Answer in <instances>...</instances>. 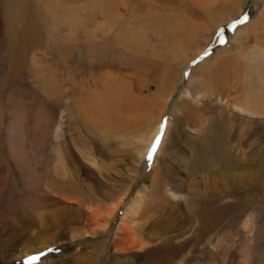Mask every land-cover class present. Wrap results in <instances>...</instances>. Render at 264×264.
I'll return each instance as SVG.
<instances>
[{
    "label": "rangeland",
    "instance_id": "rangeland-1",
    "mask_svg": "<svg viewBox=\"0 0 264 264\" xmlns=\"http://www.w3.org/2000/svg\"><path fill=\"white\" fill-rule=\"evenodd\" d=\"M44 1L25 4L41 35L18 59L24 70L18 75L11 70L3 28L0 32V264H264V128L240 120L218 99L239 80L232 58L248 59L245 51H255V44L264 48V23L256 24L264 21V0ZM80 20L85 30H73ZM192 30L189 40L185 35ZM67 38L78 39V51ZM57 45L64 56L55 51ZM70 52L82 56L86 66L73 76L74 85L91 82L90 67L99 62L114 77L115 100L103 98L104 118L83 116L77 107L71 114L66 106L73 98L49 103V75L66 66ZM222 57L228 62L215 68ZM191 71L195 79L204 74L211 88L220 75L224 92L214 91L200 104L178 98L189 88ZM168 75L175 76L173 86L179 81L154 126L161 97L172 87L164 83ZM235 97L228 102L239 103ZM212 120L226 126L224 147L239 166L229 178L232 189L240 186L244 171L246 184L237 195L224 197L226 182L213 173L226 170L227 151L219 144L213 149ZM168 122L161 153L156 154L159 142L151 153ZM155 127L147 149L142 138ZM174 128L183 134L175 138ZM56 136L73 156L70 164H58ZM141 145L147 152L138 163ZM134 199L142 203L143 215L134 223L121 222ZM34 256L38 259H30Z\"/></svg>",
    "mask_w": 264,
    "mask_h": 264
},
{
    "label": "bare ground",
    "instance_id": "bare-ground-1",
    "mask_svg": "<svg viewBox=\"0 0 264 264\" xmlns=\"http://www.w3.org/2000/svg\"><path fill=\"white\" fill-rule=\"evenodd\" d=\"M30 1L31 0H0V5H2V7H1L2 8V10H1V12H2V14H1L2 15V18H0V19H3L2 23H0V32L2 31V28H3L4 36H5V43L7 44L6 49L8 50L7 57L9 59V61L13 64L12 65L13 67H11V70L14 71V73L16 75L19 74V72L21 71V68H22V67L20 68V66H17V65H21V64H19V60L18 59L20 57H24L26 51H28L27 47H30L29 44L33 42L34 38H38L39 39L40 38V35H41V29H40L41 27L39 28V26L34 21V19H33L34 14L33 13H29L28 12L29 11L28 8L27 9L25 8V6H26L25 4H29ZM44 2H45V4L52 3L53 0H45ZM120 2L123 3V4H127L128 3L127 5L133 4V2L132 3H129L130 2L129 0H120ZM215 9H213V10L214 11L218 10V9H216V10ZM204 10H202V11H204ZM206 11H207V14L206 15H209L208 13H209V11L212 12V8H210V6H209V8H206ZM240 11H241V9L238 10V12H240ZM210 19H212V18H210ZM210 21H212V20H210ZM258 22L256 24L262 25V23H264V21L262 19H260ZM2 24H4V25H2ZM15 24L17 26H20L22 31H20V32L17 31L18 29L16 28V25ZM85 27H87V26H84L83 21L80 20V22L77 23L74 26L73 30L78 29V30H83L84 31L85 30ZM256 28H258V27H256ZM190 32H191V35L192 36L191 35H185L189 40L192 37H194V35H195V32L193 30L190 31ZM247 34H248L247 32H246V34H245V32L243 33V35H245V36ZM235 35L236 36H235V39L234 40L235 41H239L240 38H241L240 35H238L237 32H236ZM255 39H256V37H255ZM2 40H4L3 37H2ZM67 40H68V38H67ZM75 40L77 41L78 39H76V38H70L68 41H70L71 43L67 42V44L71 46V50L72 51L74 50V48L76 46L77 49L74 52L78 51V48H79V44H76ZM181 40H183V38H181ZM87 46H88V43H87L86 47ZM255 46L258 47L255 51H252V50L245 51L246 52V56H247L248 59L244 58L246 60H242L243 58H240V59L239 58H235V57L232 58V59L235 60L234 61L235 62V65L238 67L237 69L234 70V72L237 71V76H238L239 80L237 82H235V85L229 86L227 84L229 86V89L227 90L228 92L225 93L223 91V88H221V85H219V83H220L219 76L220 75L218 77L217 76L215 77L216 80L212 83L213 84V87H212L213 89H212L211 87H209V83L207 84V82H204L205 81V78H206L204 74H203L204 76L201 74L200 75V78L195 79V72H192L191 71V74L188 77V82H187L188 85H189V88L186 89V90H183L181 92V94L179 95L178 98H181L183 96L184 99L186 98V100H185L186 102L188 100H191L192 102L199 103L204 98L205 99L206 98H210L209 96H211L213 94L212 92H214V91H217L219 95L221 94V92H224L223 93L224 94L223 95L224 97L218 98L219 101H222L226 106L231 107L229 109L235 110V112L237 113L236 116L240 120L247 119L246 120L247 123L248 122L249 123H256V122H258V123H260L263 126L262 128H264V48H262L263 47L262 44L261 45L260 44H255ZM17 48H18L19 51H17ZM201 48H202V46L199 49H201ZM224 50H225V48H224ZM236 50L239 53L240 52L241 53H244V52L241 51L242 49L239 46H236ZM55 51L58 53V55L60 57L64 56V55L61 54V46L60 45H57L55 47ZM17 52H20V53H17ZM33 52L34 51H32V54H33ZM247 52H248V55H247ZM197 53H198V51H196L195 53H193L191 55V57H193V55H195ZM76 54L77 53L74 54L73 52H70V54L66 55L67 57H65L63 59V61L66 62V66H64L61 71L49 75V77H50V83H51L50 84L51 85L50 95H51V99L53 101V102H49V103L56 104V103H59L60 101H62V99L67 100V98H69L70 100H72L71 98H73V101L70 102V103H67L68 105L66 106V107H68L67 110H69V112L71 114H73L72 113L73 112L72 111L73 108L77 107V108H79V110H81L80 112H82L83 114H85V113L86 114H91L92 115L91 116L92 118H94V117H102V118H104L105 117V111H107V109H105V106H104L105 105V101L103 100V98L105 96H109L111 99H114L115 100V97H113V91H112V93L110 91V86H111L110 83L113 81V78L114 77H112L111 73H109L107 71H104L103 70L104 69V66H105L104 63L99 62V64L97 63V64H95V66L93 65V66L90 67L89 72L91 74V77L93 78V80L91 82L86 83L87 82L86 79H85V81H82V80L78 81L77 80L78 83H76L74 85V83H73V79H74L73 76L78 78V76H80L81 72H83V70H85L84 68L86 67L85 66V62L83 60V57L82 56L81 57H78V56H76ZM171 54H173V53H171ZM33 56H34V54H33ZM173 56H174L173 58H175V57H177V54L176 55L173 54ZM239 56H240V54H239ZM209 59L210 58H207L206 60L209 62ZM186 60H188V57H186ZM227 62H228V60H226L225 57H222L221 60H220V62L216 65L215 68H219L221 65H224ZM73 63H77L76 66L72 65ZM100 68H102V70L101 71H98L97 70V72H98V74H97L96 73V69H100ZM22 70H23V68H22ZM196 70H198V68ZM104 72H106V73H104ZM29 73H30L31 79H33V81H32V84H33V82L36 81V79H38V78L35 76V73L33 71H30ZM90 74H89V76H90ZM22 76H23V74H22ZM18 77H20V76H18ZM165 79H166L165 82L164 81L163 82L168 85L167 87L168 88L170 86H172V87L169 88L170 93H168V95L165 94L166 97H164L162 92L165 91V90H163L164 89V86L162 85L163 87L161 88V90H162L161 93H162V96L163 97H161L162 99H161L160 104H159L160 105V108H158V110L156 109L157 112H158V116L156 115L157 120H156L154 126H156V124L158 122V119H159V116L161 115V112L165 109V107H166V105L168 103V99L170 98V95L172 93L171 91L175 88V85L179 81V79L177 78L176 79V83L173 86L174 79H175V76L174 75H168L167 77H165ZM46 81H49V78H47ZM34 83H36V82H34ZM195 86H198V87H195ZM101 87H102V89H101ZM235 87H236V90H235ZM231 88H233L234 90H231ZM114 91H116L117 93H119L116 90V88H115ZM240 92H241V94L239 96L238 95H235V94H238ZM47 94L48 93L45 92L44 95L42 96V99H43V101L45 103L48 102V100H47ZM39 95H40V93H39ZM158 96L160 97V95H158ZM216 96H217V94H216ZM233 96H236L235 97L236 99H234V100H239V103L233 101L230 104L228 102V98H231L232 97V99H233ZM111 99H110V102H111ZM66 102H68V101H66ZM181 104H182V102H181ZM186 108L187 107L183 103L181 105V109L182 110H184V109L186 110ZM151 110H152V108H151ZM41 111H42V109L40 110V112ZM44 111L46 112V110H43V112ZM94 111H96V113ZM177 111H178V107L175 104L174 105V108H173V111H172L173 112V117L172 118H174V116L175 117L177 116L175 114V112H177ZM75 112L76 111H74V113ZM76 114H77V112H76ZM86 114L83 115V116H86ZM44 115H46V114H44ZM82 115L79 114V116H81V117H82ZM89 116L90 115H88V117ZM39 117H42V116H39ZM221 118H222V116H221ZM94 120H96V119H94ZM94 120H93V122H96ZM180 123H181V121H180ZM171 124H172V120H171ZM167 125H168V127L166 128V130H165V132L163 134V138L161 139V141H159V143H160L159 145L160 146H159L156 154H160L161 153L162 147H163L164 142H165V138L168 136V133L170 131V128H169L170 127V122H168ZM177 125H178V123H177ZM212 126H213V149H214V144H219V147H220L221 150H226L227 151V152H225L226 154H223V155H226L225 163H224V167L226 166V170L223 173H221V170L222 169H220L219 171H213V173L215 175H217L218 177L220 176L221 179H223V181L226 182V184L224 183L223 186H222V188H223V191H222L223 194L222 195L224 197L231 196V194L237 195V193L240 191L239 190V187H241L240 189L242 190L243 189V186H245V184H246V178L243 176L244 171H243V173L241 175L238 176L239 177V183L238 184H240V186H237L236 187V190H234V188L232 189L231 186H230V181L232 179L230 180L229 178L232 177L231 175H232L233 171L236 168H238L239 166L237 167L236 162L234 160L233 154H231L229 152V150L224 147L227 144V137H228V135H226V133H225V131H227L226 126L223 125V124H221V123H219V122H216V121H213ZM157 129H156V127L153 128L152 132H150V135L148 134L149 136H146L145 135V137L142 138V141L143 142H145L146 140H147L146 143L149 142V145L147 146V149H148V147L151 144L152 134H154L155 131L157 132ZM42 132H43V130H42ZM44 133H45V131H44ZM174 133H175V138H178V135L181 136L183 134L181 132V130H179V129L177 130V128H174ZM44 137H45V135H44ZM214 137H216L219 140H216V139L214 140ZM56 138H57V141H56V145H55L54 149L59 154L58 164L59 165L70 164L73 156H71V154L70 155H67L70 152V151H68L69 149H67L65 147L66 146L65 144H61V141H58L59 140V136H56ZM11 140L14 141V138H12ZM176 140L178 141V139H176ZM208 144L210 145L209 142H208ZM171 145H174V142H172ZM14 147L12 146V148H13L12 150L15 151L16 148H14ZM9 148H11V146H9ZM143 149H144V147L141 145V148L137 150L138 163L140 161H142V158H144L145 155H146V152L147 151H145L143 153ZM17 152H19V151L17 150ZM11 153L14 154V152H11ZM223 153H224V151H223ZM16 154L17 153L15 152V155H14L15 158H16ZM81 155H83V157L86 159V157H87L86 154H81L80 153V156ZM221 155L222 154H220V156ZM17 156H18V154H17ZM15 158L13 157V159H15ZM15 161H17V160H15ZM15 161L12 162V163H14V166H15V167L13 166L14 167V170L17 171V172H19V170L17 168L18 164L15 163ZM165 163H166L165 166L167 168V165L168 164H167V162H165ZM218 164H220V163H217V165ZM152 168H151V171H152ZM156 184L157 183L154 182V184H153L152 187L153 188H156L157 187ZM121 201H122V199H121ZM140 202H142V201H140ZM141 204L142 203H138L137 200L134 199V201L129 205V207H127L124 215L122 216L121 222L122 221L125 222L127 220H130L132 223H134L136 219H140L141 216L143 215V212L141 210V208H142L141 207ZM113 210H114V208H113ZM126 263H125V261L122 262V264H126Z\"/></svg>",
    "mask_w": 264,
    "mask_h": 264
},
{
    "label": "snow or ice",
    "instance_id": "snow-or-ice-1",
    "mask_svg": "<svg viewBox=\"0 0 264 264\" xmlns=\"http://www.w3.org/2000/svg\"><path fill=\"white\" fill-rule=\"evenodd\" d=\"M158 142H159V136H157L156 141L154 142L153 148H152L151 151H154L155 150V147L157 146ZM30 259H38V257H35L34 256V257H31Z\"/></svg>",
    "mask_w": 264,
    "mask_h": 264
},
{
    "label": "water",
    "instance_id": "water-1",
    "mask_svg": "<svg viewBox=\"0 0 264 264\" xmlns=\"http://www.w3.org/2000/svg\"><path fill=\"white\" fill-rule=\"evenodd\" d=\"M152 156V155H151Z\"/></svg>",
    "mask_w": 264,
    "mask_h": 264
}]
</instances>
